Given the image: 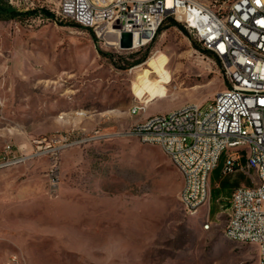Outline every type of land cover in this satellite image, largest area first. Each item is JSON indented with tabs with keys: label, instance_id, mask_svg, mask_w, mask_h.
<instances>
[{
	"label": "rangeland",
	"instance_id": "obj_1",
	"mask_svg": "<svg viewBox=\"0 0 264 264\" xmlns=\"http://www.w3.org/2000/svg\"><path fill=\"white\" fill-rule=\"evenodd\" d=\"M32 1L53 17L0 19V148L28 153L32 140L69 131L87 138L60 151L54 187L46 156L0 172V264L11 252L25 264H257L254 244L223 233L227 199L248 175H213L206 204L188 214L160 148L114 134L147 111L207 106L226 85L219 61L178 21L183 29L166 20L138 48L103 45L57 16V0ZM138 100L146 110L130 115Z\"/></svg>",
	"mask_w": 264,
	"mask_h": 264
},
{
	"label": "built area",
	"instance_id": "obj_2",
	"mask_svg": "<svg viewBox=\"0 0 264 264\" xmlns=\"http://www.w3.org/2000/svg\"><path fill=\"white\" fill-rule=\"evenodd\" d=\"M7 1L25 9L33 5L32 0ZM55 13L89 28L103 45L118 46L121 35L129 34L127 48L145 45L164 21L174 18L219 61L226 85L207 106L184 103L114 134L160 148L181 177L177 199L188 214L206 204L210 174L224 154L221 173L241 172L250 184L231 191L223 233L231 241L254 244L257 264H264V0H232L217 7L194 0H57ZM145 110L138 100L129 114ZM86 138L72 131L51 134L32 140L28 153L5 145L0 148V172L46 156V179L54 187L60 151ZM1 264H25V259L11 252Z\"/></svg>",
	"mask_w": 264,
	"mask_h": 264
},
{
	"label": "trees",
	"instance_id": "obj_3",
	"mask_svg": "<svg viewBox=\"0 0 264 264\" xmlns=\"http://www.w3.org/2000/svg\"><path fill=\"white\" fill-rule=\"evenodd\" d=\"M37 15H41V16L46 17V18H52L53 17V13H51L50 11H48L45 8H27V9H25V8L15 7V6L11 5L10 3H8L7 0H0V19H2V20L21 19V18H27V17H35ZM167 20H169L172 25L177 26V27H181L180 23H178L174 19L168 18ZM72 24L77 25V26L79 25L78 23H76L74 21ZM158 29H157V31H158ZM203 52L204 53H210L209 51H207L205 49H203ZM135 62L137 63L139 61L136 60ZM220 169H221L220 164H218L215 167V175L220 174Z\"/></svg>",
	"mask_w": 264,
	"mask_h": 264
},
{
	"label": "crops",
	"instance_id": "obj_4",
	"mask_svg": "<svg viewBox=\"0 0 264 264\" xmlns=\"http://www.w3.org/2000/svg\"><path fill=\"white\" fill-rule=\"evenodd\" d=\"M163 95H160V96H158L157 98L158 99H160V97H162ZM157 98H156V100H157ZM155 100V101H156ZM155 101H153V102H155ZM173 110V109H172ZM152 114H155V113H152V112H146V113H144L142 116H140L137 120H141V119H144L145 117H147V116H149V115H152ZM220 167H221V165H220ZM220 172H221V169H220ZM239 172H235L234 174H232V176L233 175H235V174H238ZM213 175H215V168L212 170V172H211V174H210V178H209V183H210V180L212 179V177H213Z\"/></svg>",
	"mask_w": 264,
	"mask_h": 264
},
{
	"label": "water",
	"instance_id": "obj_5",
	"mask_svg": "<svg viewBox=\"0 0 264 264\" xmlns=\"http://www.w3.org/2000/svg\"><path fill=\"white\" fill-rule=\"evenodd\" d=\"M121 43L123 44V46L125 47H130V38H129V34H122L121 35Z\"/></svg>",
	"mask_w": 264,
	"mask_h": 264
},
{
	"label": "bare ground",
	"instance_id": "obj_6",
	"mask_svg": "<svg viewBox=\"0 0 264 264\" xmlns=\"http://www.w3.org/2000/svg\"><path fill=\"white\" fill-rule=\"evenodd\" d=\"M194 3H196V4H201V6H208V5L202 3V2L199 1V0H194ZM114 41H115V40H114ZM112 43H113V42H112ZM133 44H134V46L136 45V41H135V40H134ZM141 101H142V103L145 104V109H146V108H147V103H146V101H145V100H141Z\"/></svg>",
	"mask_w": 264,
	"mask_h": 264
}]
</instances>
